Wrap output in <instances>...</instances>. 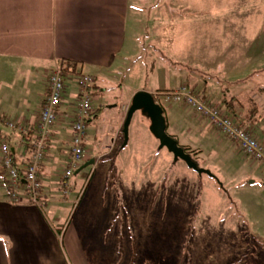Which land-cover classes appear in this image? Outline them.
I'll use <instances>...</instances> for the list:
<instances>
[{
	"label": "crops",
	"instance_id": "crops-1",
	"mask_svg": "<svg viewBox=\"0 0 264 264\" xmlns=\"http://www.w3.org/2000/svg\"><path fill=\"white\" fill-rule=\"evenodd\" d=\"M141 6L139 0H132V3L131 0H0V117L3 115L1 122L4 125L8 126L9 123L14 122L12 123L14 128L0 139L1 142L9 145L17 165L29 159L32 151L30 144L33 141V136L29 137L31 143L28 144L29 140L24 141L20 132L21 130L29 134L34 132L37 114L46 96V76L55 66L64 65L63 61L78 63V66L88 70L95 80L94 91L99 98L92 109L96 116L91 117L88 123L97 119L98 111H100L98 103L102 96L99 92L103 94L108 89H113L109 85L113 74L119 77L122 62L125 65L127 62L131 63V74L137 75L138 82L143 67L148 73L154 71L156 59H158L156 66L158 71L162 73L165 71L168 77L165 81L167 89L162 88L160 84H155L151 89L140 90L137 87H130L125 95H122L123 89H126L125 85L118 80L121 97L129 101L120 107L123 118L116 122L107 135L96 131L92 136L88 133L87 126L84 162L94 160L92 165L94 169L96 164L105 163L109 159L114 160L116 171L111 173L112 176L110 170L105 171L99 181L105 177V180L114 181L116 187L94 186L89 189L88 186L74 212H71V209L74 207L83 180L79 178L80 173L74 175L71 179L70 193L68 197H64L60 189L62 174L57 172L58 169L66 167L70 159V115L72 112L69 114L67 110L71 104H68L66 99L71 96H66L69 91V87H66L58 110L59 121L51 129L44 160L38 172L42 184L40 196L46 206L39 209L31 205L24 196L19 203H11L0 175V264H80L78 260L81 258L77 255L70 257L66 251L67 236L75 238L73 228L84 223L86 215L94 208V212L97 208L99 209V204L102 202L114 212V215L110 214L109 219L99 214L100 219L95 221L98 223L102 221L104 225L106 221L109 223L118 220L121 222L138 221V219L146 221L148 217L151 219L150 216L152 219L157 218L151 212L158 211L157 206L161 203V212L164 211V201L159 202L156 198L159 190L143 187L123 190V187H120L121 181L125 183L131 180L132 182L133 176L148 169L150 162H154L157 154L162 151L158 150V141L152 135L150 136L154 138V141H150L145 135L147 141L144 145L145 155L142 156L144 158L142 164L135 168L132 163L129 168L121 164L120 153L129 143L128 135L127 145L124 148L118 147L126 115L121 108L129 107L132 97L139 91H146L152 95L160 91H172L185 82L190 85L191 79L196 81L195 89L193 88L195 92L196 89L201 88L205 95L209 92V79L201 80L198 74L192 73L189 69H184L187 73L182 78L179 77L182 72L177 70L180 66H177L175 56L181 49L182 32L187 30V25L182 26L181 13L170 10L143 14L144 12L140 11ZM198 15L199 13H196L190 17L195 18ZM129 20L135 25L134 32L132 28H129L132 26L128 25ZM149 23L152 26L151 31L148 29ZM195 33L202 38L208 36H205L207 31ZM208 34L212 36L210 31ZM143 40H151L153 46H161L165 54L160 53L159 56L152 55V57L147 53L142 57ZM221 51L241 52L238 46L230 49L226 45L221 48ZM255 51L256 49L252 46V53ZM252 53L247 57V59L251 58L250 60L245 59V55L242 54L239 57L240 60L237 59L235 62L237 64L247 62L245 65L249 66L251 61L255 60V54ZM149 62L153 64L148 67L146 63ZM170 73L179 77L174 88L168 86ZM156 79L158 78L155 74V82H157ZM16 83L22 87L19 91L13 89L12 98L8 85L13 86ZM235 83L238 81L236 80ZM220 89L221 94L216 95L210 92L208 98L199 96L206 100H219L238 121L245 122L244 125L250 127L252 135L263 144L264 99L260 97L257 106L254 102L257 99L255 96L254 101L252 100L253 104L250 102L251 104L245 108V105L238 102L237 92L230 94L229 88L224 86H220ZM3 91H5L4 95ZM166 108H168L164 109L166 131L171 127V132L168 134L176 137L181 145L199 150L201 152L199 157L203 155V152L197 145L203 143V139H212L217 144L221 141L222 138L218 136V134L221 135L220 132L206 120H195L193 115L194 119L190 118L188 113L187 115L184 113L185 107L174 104ZM10 111L11 116H9ZM257 119L262 121L256 125ZM144 124L149 132L150 123ZM192 141L196 143V146ZM97 143H100L101 152L103 148V151L109 154L116 145L118 149L113 156L107 155L98 161L96 159L98 157ZM233 143L237 146L235 142ZM87 154L92 155L87 157ZM170 160L172 165L177 162L171 158ZM151 208L154 209L150 210ZM69 217H72L71 220L75 218V227L72 226V229V221L68 220ZM98 239H94V242H98ZM78 242L75 240L73 244ZM124 258L129 261L128 264H132L131 255H126ZM150 259L152 258L147 257L144 260Z\"/></svg>",
	"mask_w": 264,
	"mask_h": 264
},
{
	"label": "rangeland",
	"instance_id": "rangeland-1",
	"mask_svg": "<svg viewBox=\"0 0 264 264\" xmlns=\"http://www.w3.org/2000/svg\"><path fill=\"white\" fill-rule=\"evenodd\" d=\"M139 1L142 4L140 11L144 12L143 14L179 11L183 17L182 26L187 25V30L182 32L181 49L175 56L177 66H180L177 70L182 72L179 77L182 78L187 73L184 69H189L192 73L198 74L201 80L208 78L209 92L203 95L201 88L196 89L195 92L194 79H191L192 85L184 81L185 83L180 86L187 84L194 88L196 95L205 98L210 96L208 94L210 92L221 94L220 86L228 87L230 94L237 92L238 102L245 105V108L251 104L255 96L257 99L253 101L257 106L260 97L264 99V90H262L264 89V0H177V4L176 0ZM196 13L199 15L195 18L190 17ZM129 24L132 25L129 28L134 32L135 25L131 20L128 21ZM148 29L149 31L152 29L150 23ZM202 31H207L205 36H208L202 38L195 33ZM143 41L142 57L147 53L150 56L164 53L163 48L153 46L151 40ZM224 45L230 49L238 46L241 52L221 51ZM252 46L256 49L255 53H252ZM251 53L255 54V60L251 61L249 66L245 65L247 62L238 64L235 62L242 54L247 59ZM157 60L153 72H146L144 67L141 69L139 82L136 80L137 75L131 74V63L127 62L125 65L122 62L119 77L113 74L109 85L113 89H108L103 94L99 92V95H102L98 103L100 111L97 119L87 124L89 134L93 136L99 131L107 135L116 122L123 118L120 107L129 101L121 97L118 80L124 83L126 88L123 89L122 95H125L130 87L141 90L151 89L155 84H160L162 88H168L165 83L168 78L167 73L158 71ZM151 64L153 63H146L148 67ZM76 71L82 75L92 76L88 70L79 66ZM155 74L158 78L157 82L154 80ZM179 77L170 73L168 86L174 88ZM236 80L238 83H235ZM76 84L65 81V85L69 87L66 96H71L66 99L68 104H71L67 109L69 114L73 112L76 103L75 95L78 93ZM21 87L22 85L17 83L13 86L8 85L10 96L13 98L14 88L19 91ZM222 90L225 91L224 88ZM4 93L5 91L3 95ZM153 96L156 97V94ZM203 100L223 108L219 100L204 98ZM157 102L160 105L164 104L161 99ZM166 107L163 106L165 110L168 109ZM184 113L186 115L188 113V116L194 119L188 109L185 108ZM11 115L10 111L9 116ZM2 117L3 115L0 117V138L11 131L10 127L1 122ZM259 121L262 120L257 119L255 124L257 125ZM146 122H149L148 118L140 112H136L131 119L128 130L129 143L126 149L121 151L119 158L121 164L128 168L131 163L135 168L144 161L142 156L145 155L144 145L147 141L145 135L150 141H154L145 128ZM169 128L171 130V127ZM170 130L166 131L167 134H170ZM218 136L222 138L218 144L212 139H203V143L197 145L203 152V155L197 158L199 168L209 171L214 178L204 174L198 175L180 160L173 165L170 164L172 155L166 149H162L161 153L157 154L156 160L150 162L148 169L133 176L132 182L121 181L120 187H123V190H131L135 187L159 190L156 198L159 202L164 201V211L161 212V203L157 206L158 211L151 212L157 218L152 219L150 216L151 219L148 217L146 221L140 219L128 222L106 221L104 225L102 221L99 223L95 221L100 219L99 214L109 219L110 214L114 215V212L102 202L99 204V209L94 212V208L86 215L84 223L73 228L75 238L67 236L68 248H65L68 255L70 257L77 255L81 258L78 260L80 264H128L129 261L124 258L126 255H131L132 264H264V169L239 152L231 139L222 134ZM122 141L121 135L118 147H121ZM118 147L116 145L108 154L103 148L101 152L99 145L96 159L100 161L107 155L113 156ZM88 155L92 154H87V157ZM64 168L58 169L57 172L62 174ZM108 170L110 175L116 171L114 160L109 159L105 163L96 164L94 169L90 166L82 170L79 176L83 180L82 186L87 182L85 189L88 186L89 189L94 186L116 187L114 181L105 180V177L99 181ZM80 192L81 189L78 194ZM83 195L84 192L80 201ZM76 207L77 205L71 209V212H74ZM152 209L154 208L150 210ZM71 218L69 217L68 220L72 221V229V226L75 227V218L73 220ZM96 238H99L98 242H94ZM75 240L79 242L74 245ZM147 257L152 259L144 260Z\"/></svg>",
	"mask_w": 264,
	"mask_h": 264
},
{
	"label": "built area",
	"instance_id": "built-area-1",
	"mask_svg": "<svg viewBox=\"0 0 264 264\" xmlns=\"http://www.w3.org/2000/svg\"><path fill=\"white\" fill-rule=\"evenodd\" d=\"M76 82L77 95L76 103L71 117L70 135V159L62 171L60 189L64 197H68L71 190V179L76 170L85 162V143L87 126L86 121L90 118L93 104L98 100L95 93V80L88 75L76 76L70 72L65 65H57L46 76V96L44 97L37 114L36 129L32 143L29 139L31 134L21 130L20 134L29 140L32 149L30 157L20 166L14 165L12 152L7 143L0 144V175L11 203L17 204L22 196L26 197L29 203L39 209L46 206L41 199L42 184L39 179V168L44 160L46 144L50 138L51 129L59 121L58 110L61 105L62 96L66 89L65 81ZM156 97L163 100V106L180 105L192 112L195 119L208 121L218 132L236 143L239 152L257 162L264 169V145L260 143L250 132L249 126L237 123L232 117L225 113L221 107L213 103H207L194 90L184 84L173 91L156 93ZM129 107H122L126 114ZM8 126L13 129L14 125ZM27 141V140H26ZM100 143H97L98 147ZM87 182L81 187L77 195L75 205H78L82 192ZM73 207V208H74Z\"/></svg>",
	"mask_w": 264,
	"mask_h": 264
},
{
	"label": "water",
	"instance_id": "water-1",
	"mask_svg": "<svg viewBox=\"0 0 264 264\" xmlns=\"http://www.w3.org/2000/svg\"><path fill=\"white\" fill-rule=\"evenodd\" d=\"M136 112H140L142 115L148 118L150 123L149 132L158 141V150L166 149L172 155L174 161H183L188 169L193 170L198 175L204 174L210 178H214L209 171L200 169L198 165L192 160V158L178 146V143L167 134L164 111L162 107L155 102L154 96L146 91H139L135 93L131 99L129 109L126 113L125 121L123 123L122 148H124L128 143L129 125L133 115ZM92 165H94V160L87 161L75 171L74 175H78L82 170Z\"/></svg>",
	"mask_w": 264,
	"mask_h": 264
},
{
	"label": "trees",
	"instance_id": "trees-1",
	"mask_svg": "<svg viewBox=\"0 0 264 264\" xmlns=\"http://www.w3.org/2000/svg\"><path fill=\"white\" fill-rule=\"evenodd\" d=\"M62 64H64L66 67H68L69 68V70H70V72H72L73 74H75L76 76H80V75H82V74H80V73H78L77 71H76V69H77V67H78V63H76V62H74V61H63V63ZM164 92H167V91H160V92H158V93H164ZM97 94V93H96ZM98 95V94H97ZM99 98V97H98ZM154 100H155V102L157 103V104H159L158 102H157V100H158V98L157 97H155L154 96ZM42 104V103H41ZM160 105V104H159ZM223 105V104H222ZM161 106V105H160ZM162 107V106H161ZM162 109H163V111H164V108L162 107ZM223 109L225 110V113L227 114V115H229L230 117H232L237 123H239V124H241V125H243V126H246V125H244V124H246L245 122H241V121H238V119H236L235 117H234V115L231 113V111H229L227 108L225 109V107L223 106ZM95 116H96V113L94 112L93 113V111L91 112V114H90V118L91 117H94L95 118ZM89 118V119H90ZM88 119V120H89ZM88 120L86 121V126H87V123H88ZM36 129V128H35ZM34 132H35V130H34ZM34 132L33 133H31V136H33L34 137ZM22 135V134H21ZM169 135V134H168ZM30 136V137H31ZM172 139H174L177 143H178V146L181 148V149H183V151L186 153V154H188L191 158H192V160L198 165V167H200L199 166V164H198V160H197V158L199 157V155L201 154V152L199 151V150H193V149H191L190 147H187V146H183V145H181L180 143H179V141L177 140V138L176 137H174V136H171V135H169ZM23 137V136H22ZM32 138V137H31ZM23 139H24V141H25V138L23 137ZM31 141V140H30ZM34 141V140H33ZM12 154V157H14V155H13V153H11ZM13 161H14V159H13ZM14 165H17L15 162H14ZM17 166H20V165H17Z\"/></svg>",
	"mask_w": 264,
	"mask_h": 264
}]
</instances>
